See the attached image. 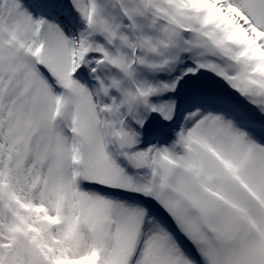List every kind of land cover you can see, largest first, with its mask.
Wrapping results in <instances>:
<instances>
[{
    "label": "snow or ice",
    "instance_id": "snow-or-ice-1",
    "mask_svg": "<svg viewBox=\"0 0 264 264\" xmlns=\"http://www.w3.org/2000/svg\"><path fill=\"white\" fill-rule=\"evenodd\" d=\"M0 264H264V0H0Z\"/></svg>",
    "mask_w": 264,
    "mask_h": 264
}]
</instances>
